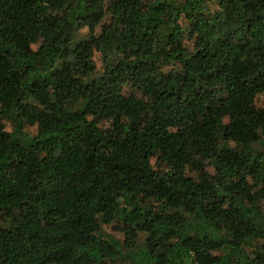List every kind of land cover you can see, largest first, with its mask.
Wrapping results in <instances>:
<instances>
[{"label":"trees","instance_id":"1","mask_svg":"<svg viewBox=\"0 0 264 264\" xmlns=\"http://www.w3.org/2000/svg\"><path fill=\"white\" fill-rule=\"evenodd\" d=\"M0 264H264V0H0Z\"/></svg>","mask_w":264,"mask_h":264},{"label":"rangeland","instance_id":"2","mask_svg":"<svg viewBox=\"0 0 264 264\" xmlns=\"http://www.w3.org/2000/svg\"><path fill=\"white\" fill-rule=\"evenodd\" d=\"M81 33H85V32H81ZM28 130L31 132V133H34L36 128L34 126L32 127H28ZM102 232L103 234L105 235V237L107 238H116L118 240H120L121 242H123L125 240V236L123 235L122 232H119L117 231L112 225L110 224H104L103 225V229H102ZM145 240V234L141 233L139 235V238H138V246H141L142 243L144 242Z\"/></svg>","mask_w":264,"mask_h":264}]
</instances>
